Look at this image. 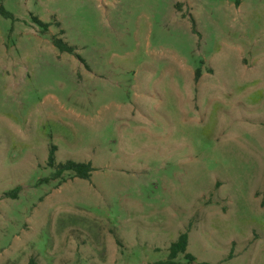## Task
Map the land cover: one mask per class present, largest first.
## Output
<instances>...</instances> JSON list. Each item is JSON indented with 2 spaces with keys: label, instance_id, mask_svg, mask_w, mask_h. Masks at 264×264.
Returning <instances> with one entry per match:
<instances>
[{
  "label": "rangeland",
  "instance_id": "1",
  "mask_svg": "<svg viewBox=\"0 0 264 264\" xmlns=\"http://www.w3.org/2000/svg\"><path fill=\"white\" fill-rule=\"evenodd\" d=\"M0 5V264H264V0Z\"/></svg>",
  "mask_w": 264,
  "mask_h": 264
},
{
  "label": "trees",
  "instance_id": "2",
  "mask_svg": "<svg viewBox=\"0 0 264 264\" xmlns=\"http://www.w3.org/2000/svg\"><path fill=\"white\" fill-rule=\"evenodd\" d=\"M238 2L236 1V5ZM0 15L5 18H10V14L4 11L3 7L0 5ZM36 25L46 28V25L39 22L38 19L33 18ZM53 47H55L60 53L74 54L75 47L70 46L61 39L54 38L51 40ZM79 61H82L79 56H77ZM198 76L196 75L195 80ZM54 152L55 148L51 147L48 154L47 166L54 169V176L58 177L63 173L69 172L73 174L74 178L80 180H89L90 173L92 172V167L90 163H75L72 161H66L64 163L55 164L54 163ZM16 191V190H15ZM15 191L11 192L9 195L11 197L15 196ZM187 248V233L180 234L176 241L171 243L168 248V258L166 261L158 262L156 264H174V259L179 254H184ZM32 264V263H31Z\"/></svg>",
  "mask_w": 264,
  "mask_h": 264
}]
</instances>
